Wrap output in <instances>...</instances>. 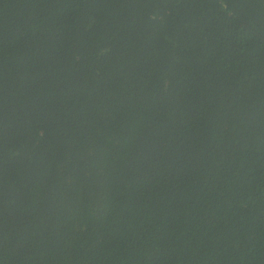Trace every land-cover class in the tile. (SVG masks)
Listing matches in <instances>:
<instances>
[{
  "label": "trees",
  "instance_id": "trees-1",
  "mask_svg": "<svg viewBox=\"0 0 264 264\" xmlns=\"http://www.w3.org/2000/svg\"><path fill=\"white\" fill-rule=\"evenodd\" d=\"M0 264H264V0H0Z\"/></svg>",
  "mask_w": 264,
  "mask_h": 264
}]
</instances>
